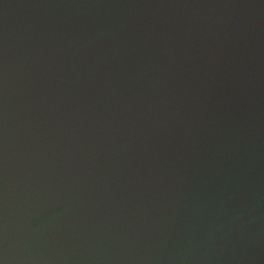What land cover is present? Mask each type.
Masks as SVG:
<instances>
[{"label": "water", "instance_id": "1", "mask_svg": "<svg viewBox=\"0 0 264 264\" xmlns=\"http://www.w3.org/2000/svg\"><path fill=\"white\" fill-rule=\"evenodd\" d=\"M0 264H264V0H0Z\"/></svg>", "mask_w": 264, "mask_h": 264}]
</instances>
